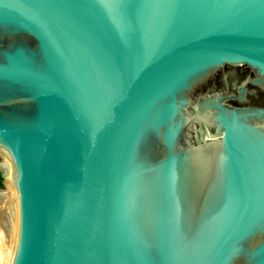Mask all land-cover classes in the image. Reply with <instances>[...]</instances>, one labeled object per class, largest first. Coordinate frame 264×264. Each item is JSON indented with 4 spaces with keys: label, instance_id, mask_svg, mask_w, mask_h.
Masks as SVG:
<instances>
[{
    "label": "water",
    "instance_id": "water-1",
    "mask_svg": "<svg viewBox=\"0 0 264 264\" xmlns=\"http://www.w3.org/2000/svg\"><path fill=\"white\" fill-rule=\"evenodd\" d=\"M0 202L8 264H264V0H0Z\"/></svg>",
    "mask_w": 264,
    "mask_h": 264
},
{
    "label": "bare ground",
    "instance_id": "bare-ground-1",
    "mask_svg": "<svg viewBox=\"0 0 264 264\" xmlns=\"http://www.w3.org/2000/svg\"><path fill=\"white\" fill-rule=\"evenodd\" d=\"M4 206V204L3 203H1L0 202V208H2ZM3 208H6L5 206L3 207ZM7 209V208H6ZM8 210V209H7ZM4 211H5V214L7 215V212H6V210L4 209ZM8 224H9V226H8V229H7V232H6V235H7V237H8V240H6V247H5V250L3 251V250H1L0 249V257H1V260H2V264H8V260H9V255H10V236H11V232H12V220H11V217H10V214H9V211H8ZM1 222H0V241L1 242H3V239H5L4 238V235H5V231H4V229L1 227ZM2 226H4V225H2ZM5 243V242H4ZM4 243H3V245H4ZM0 260V261H1ZM0 264H1V262H0Z\"/></svg>",
    "mask_w": 264,
    "mask_h": 264
},
{
    "label": "rangeland",
    "instance_id": "rangeland-1",
    "mask_svg": "<svg viewBox=\"0 0 264 264\" xmlns=\"http://www.w3.org/2000/svg\"><path fill=\"white\" fill-rule=\"evenodd\" d=\"M3 207H4V206H3ZM3 207H2V209H5V210H6V212H7V215H6V216H7V218H8V210H7L6 208H3ZM1 227H2V228L4 229V231H5V235H4V238H5V239H3V242L0 241V249L4 251V250H5V247H6V240H8V237H7V235H6L7 229H6L4 226H2V225H1ZM4 242H5V243H4ZM3 243H4V245H3ZM0 252H1V251H0ZM0 254H1V253H0ZM0 260H1V257H0ZM0 262H1V264H2V260H1Z\"/></svg>",
    "mask_w": 264,
    "mask_h": 264
}]
</instances>
